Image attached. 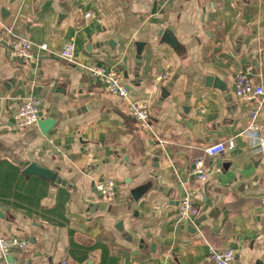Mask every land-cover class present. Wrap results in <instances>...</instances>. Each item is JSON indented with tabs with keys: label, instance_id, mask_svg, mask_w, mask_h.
Returning <instances> with one entry per match:
<instances>
[{
	"label": "crops",
	"instance_id": "crops-1",
	"mask_svg": "<svg viewBox=\"0 0 264 264\" xmlns=\"http://www.w3.org/2000/svg\"><path fill=\"white\" fill-rule=\"evenodd\" d=\"M14 37L49 51L11 58ZM69 41L74 62L59 56ZM90 65L117 69L130 97ZM249 65L264 85V0H0V236L29 242L13 259L208 264L210 248H233V264H264L263 153L242 134L259 107L264 140V99L235 94ZM29 97L41 120L19 132L13 113ZM137 101L151 108L147 130L128 111ZM229 139L196 186L197 214L179 220L194 158ZM104 179L113 200L94 190Z\"/></svg>",
	"mask_w": 264,
	"mask_h": 264
},
{
	"label": "built area",
	"instance_id": "built-area-1",
	"mask_svg": "<svg viewBox=\"0 0 264 264\" xmlns=\"http://www.w3.org/2000/svg\"><path fill=\"white\" fill-rule=\"evenodd\" d=\"M88 13L86 18L92 17ZM47 44L35 46V44L25 38L14 37L9 43L7 54L11 58L30 61L38 56V52H48ZM60 58L74 62L75 44L73 41L67 42L59 53ZM254 67L249 65L240 69L235 76V94L243 102L259 101L264 99V85L254 82L251 74ZM88 76L102 84L110 94L126 100L130 97L131 89L123 80L122 74L115 68H108L103 65H90L86 67ZM168 78V74L157 77L159 81ZM128 111L136 121L138 130H147L150 127L151 108L148 103L137 101L130 102ZM42 102L41 100L29 97L25 99L14 110V126L17 131L22 132L34 126L41 120ZM261 125L259 123V107L250 114L248 127L242 132L247 138L254 142L263 153L264 164V140L261 138ZM235 147L234 139L221 141L205 147L201 153L193 160L191 178L196 184L184 190L178 205L179 220L193 218L197 214V185L205 183L213 172L208 160L218 155L224 154ZM215 171L220 170L215 168ZM117 183L112 179H104L95 183L94 190L105 200H113L116 197ZM29 245L28 240L19 237L0 236V256L5 260L4 264H30L27 261L13 259V254L25 250ZM237 258V252L233 248L217 250L210 248L206 258L208 264H233Z\"/></svg>",
	"mask_w": 264,
	"mask_h": 264
}]
</instances>
